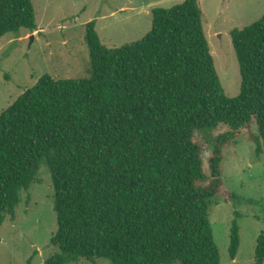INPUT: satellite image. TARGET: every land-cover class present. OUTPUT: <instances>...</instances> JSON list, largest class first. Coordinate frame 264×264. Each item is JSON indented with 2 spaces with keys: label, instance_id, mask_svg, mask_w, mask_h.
<instances>
[{
  "label": "trees",
  "instance_id": "obj_1",
  "mask_svg": "<svg viewBox=\"0 0 264 264\" xmlns=\"http://www.w3.org/2000/svg\"><path fill=\"white\" fill-rule=\"evenodd\" d=\"M152 17L144 38L114 48L87 23L90 76L43 74L0 114V229L45 164L58 223V251L45 264H220L210 207L234 196L223 179L224 148L248 134L264 153V15L231 31L242 78L234 98L198 0L156 7ZM22 30H38L32 0H0V40ZM220 124L227 130L207 170L194 134ZM240 241L235 218L232 259ZM254 264H264V231Z\"/></svg>",
  "mask_w": 264,
  "mask_h": 264
},
{
  "label": "rangeland",
  "instance_id": "obj_2",
  "mask_svg": "<svg viewBox=\"0 0 264 264\" xmlns=\"http://www.w3.org/2000/svg\"><path fill=\"white\" fill-rule=\"evenodd\" d=\"M184 0H32L38 30L9 33L0 40V114L43 74L55 79H80L91 74L86 25L95 21L102 43L108 48L141 40L152 28V11ZM215 66L227 96L240 93L241 74L231 31L258 21L264 0H198ZM227 125L196 130L206 169L218 136ZM256 132V129H253ZM230 200L220 196L210 207V221L219 247L220 264H254L258 236L264 231V153L244 134L224 148L222 163ZM55 190L51 173L43 164L38 179L21 192L16 218L8 215L0 229V264H45L58 248L51 238L58 229L54 210ZM237 218L240 247L230 256L231 229ZM67 264L96 263L81 259ZM178 264V263H177Z\"/></svg>",
  "mask_w": 264,
  "mask_h": 264
}]
</instances>
